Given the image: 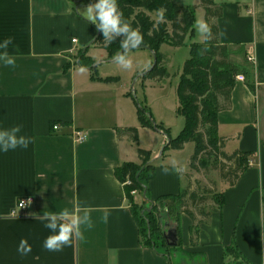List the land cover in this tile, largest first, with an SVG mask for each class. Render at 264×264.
Instances as JSON below:
<instances>
[{"label": "crops", "instance_id": "1", "mask_svg": "<svg viewBox=\"0 0 264 264\" xmlns=\"http://www.w3.org/2000/svg\"><path fill=\"white\" fill-rule=\"evenodd\" d=\"M87 3L0 0V39L13 37L9 53L15 56V67L0 66V123L22 124L32 138L28 149L0 154V264H173L170 254L144 244L115 174L126 162H140L123 131L140 121L125 82L101 73L90 55L98 46L93 44L98 30L82 16ZM214 3L221 8L219 41L239 65L237 75L245 77L236 79L231 105L218 115L219 135L227 153L248 154L249 166L233 186L217 171L203 175L191 169L189 159L173 157L183 150L164 157L160 149L168 140L161 130L159 147L148 149L154 175L146 191L134 197L151 209L162 196L210 187L209 180L214 181L224 203L210 200V218L197 223L196 236L186 213L180 215V234L173 219L159 218L176 243L169 245L181 241L175 264H264V0ZM194 8L196 18L200 12L205 18L201 0ZM77 132L88 138L78 140ZM173 161L181 171L172 170ZM26 197L32 198L29 207L12 216L18 200ZM64 208L74 214L87 210L93 226H82V236L73 235L61 251H47L43 213ZM22 239L31 245L27 255L18 251Z\"/></svg>", "mask_w": 264, "mask_h": 264}, {"label": "trees", "instance_id": "2", "mask_svg": "<svg viewBox=\"0 0 264 264\" xmlns=\"http://www.w3.org/2000/svg\"><path fill=\"white\" fill-rule=\"evenodd\" d=\"M88 2L94 3L95 0ZM118 6L123 18L143 36V42L138 48H149L156 56V64L146 75L155 79L163 78L167 72L160 64L163 62L160 47L164 43L179 47L185 43L186 38L195 36V8L177 4L174 0H118ZM201 6L206 12L205 19L209 24L210 34H206L202 43L191 44V57L184 64L177 87V112L186 120L184 129L178 137L172 139L168 130L155 123L148 108L139 107L138 116L143 126L163 130L167 135L169 141L163 152L169 148L182 150L186 143L194 142L195 152L190 160L191 169L203 175L217 171L224 182L233 186L249 166L248 154L238 150L231 154L225 151L226 140L219 135L218 115L231 105V93L240 67L232 61L228 46L219 41L216 20L221 16V8L215 5L214 0H201ZM161 11L164 13L162 23L152 18L153 14H159ZM93 44L104 49L109 55L120 51L119 40L105 47L99 31ZM84 56L83 54L81 59ZM123 131L130 138L138 137L137 127H127ZM137 153L139 163L126 162L115 169V174L124 184L126 197L138 221L144 244L157 249L158 245L153 237L156 234L163 244L171 247L160 226L158 204L150 209L135 201L134 194L146 191L147 182L154 175L151 152L139 148ZM209 185L210 187L198 186L192 191L183 190L177 196L166 195L158 199L167 216L177 223L179 234L182 213L194 220L192 233L196 236L200 231L198 224L210 218V212L207 210L210 200L219 206L223 205V194L217 192L215 182L209 180ZM180 245L181 241L171 248L177 249Z\"/></svg>", "mask_w": 264, "mask_h": 264}, {"label": "rangeland", "instance_id": "3", "mask_svg": "<svg viewBox=\"0 0 264 264\" xmlns=\"http://www.w3.org/2000/svg\"><path fill=\"white\" fill-rule=\"evenodd\" d=\"M177 4L195 7L196 0H174ZM90 5L91 3H87ZM87 5V6H88ZM86 9V8H85ZM152 18L158 21V14H153ZM197 19H204L202 12L198 13ZM205 34H201L195 27V36L188 37L182 46L176 47L169 43H164L160 47V54L163 57V62L160 63L165 68L167 75L161 79H155L146 75V73L156 64V56L154 52L149 48H136L131 50L128 55L132 61V67L130 69H123L121 66L113 61L114 55H109L98 46H93L90 51V55L96 60L99 71L101 73H108L112 76H116L122 79L127 85V91L135 101L137 109L140 107L148 108L153 116L155 123L164 129L169 131L172 139L178 137L181 131L184 129L186 120L177 112L179 105V99L177 95V87L180 82V77L183 72L185 62L191 57L190 49L191 44L202 43L204 41ZM78 55L81 57L82 52ZM140 121V120H139ZM138 127V137L128 138L130 143L137 149H154L159 147L164 134L159 129L152 127H146L141 122L136 123ZM166 139L168 137L166 135ZM169 141V140H168ZM164 147V146H163ZM163 147L160 152L163 151ZM174 149H166L164 157L171 154ZM182 153L173 152V157L184 162L186 159L191 160L195 152V143L188 142L182 149ZM181 151V150H179ZM174 154H177L175 156ZM144 206V205H143ZM159 211L158 217L166 219L168 216L162 209V205L158 204ZM149 208L148 206H144ZM140 209H136L137 211ZM160 222L161 219H160ZM161 226V223H160ZM154 240L157 242V248L163 253L170 254L173 264L177 263V249L171 248L162 243L158 238V235L154 234Z\"/></svg>", "mask_w": 264, "mask_h": 264}, {"label": "clouds", "instance_id": "4", "mask_svg": "<svg viewBox=\"0 0 264 264\" xmlns=\"http://www.w3.org/2000/svg\"><path fill=\"white\" fill-rule=\"evenodd\" d=\"M82 16L96 25L97 30L103 36L105 47L117 40L120 41V51L114 55L113 61L123 69H130L132 61L128 53L142 44L143 36L123 18L118 0H95L82 10ZM157 19L161 23L164 21L163 11L159 12ZM195 27L201 34H210L209 24L204 19H197ZM10 45H13V37L0 39V66L15 67V56L9 53ZM79 71L84 72L86 68L80 66ZM31 143L32 138L24 134L22 124L5 126L0 123V154L17 149L26 150ZM171 168L176 172L181 171L175 161L172 162ZM163 172L167 174L169 167L165 166ZM42 223L49 232L42 242V247L50 252H58L69 246L73 235L82 236V226L88 229L93 226L87 210L74 214L67 208L57 212H44ZM18 251L22 255L31 252V245L26 239H22Z\"/></svg>", "mask_w": 264, "mask_h": 264}, {"label": "built area", "instance_id": "5", "mask_svg": "<svg viewBox=\"0 0 264 264\" xmlns=\"http://www.w3.org/2000/svg\"><path fill=\"white\" fill-rule=\"evenodd\" d=\"M74 41H76V39ZM248 59L250 61H253L254 56L252 54H249ZM236 79L239 81H245V77L242 74L237 75ZM76 135H77V139L80 141H84L88 138V135L84 132H77ZM129 182L130 181L128 180L127 183H129ZM29 201L32 202V198H30V197L20 198L17 202L16 208H14L12 210L11 215L16 216V215H18V210H26L30 205ZM22 205H24V206L22 207Z\"/></svg>", "mask_w": 264, "mask_h": 264}, {"label": "water", "instance_id": "6", "mask_svg": "<svg viewBox=\"0 0 264 264\" xmlns=\"http://www.w3.org/2000/svg\"><path fill=\"white\" fill-rule=\"evenodd\" d=\"M164 235H165V238L167 239V241H168V243L170 245H175L176 244L175 242L170 241V239H169V237H168V235L166 233H164Z\"/></svg>", "mask_w": 264, "mask_h": 264}]
</instances>
